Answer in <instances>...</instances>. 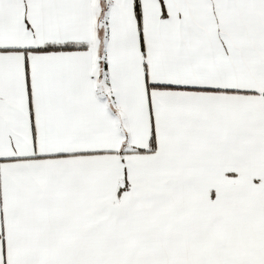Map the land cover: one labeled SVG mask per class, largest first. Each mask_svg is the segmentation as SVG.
Instances as JSON below:
<instances>
[{
  "label": "snow or ice",
  "instance_id": "6c2138e0",
  "mask_svg": "<svg viewBox=\"0 0 264 264\" xmlns=\"http://www.w3.org/2000/svg\"><path fill=\"white\" fill-rule=\"evenodd\" d=\"M0 264H264V0H0Z\"/></svg>",
  "mask_w": 264,
  "mask_h": 264
}]
</instances>
